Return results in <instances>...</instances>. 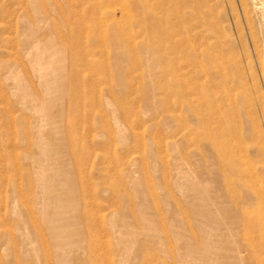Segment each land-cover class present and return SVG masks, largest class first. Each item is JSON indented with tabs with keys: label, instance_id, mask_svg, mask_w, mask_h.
I'll list each match as a JSON object with an SVG mask.
<instances>
[{
	"label": "rangeland",
	"instance_id": "rangeland-1",
	"mask_svg": "<svg viewBox=\"0 0 264 264\" xmlns=\"http://www.w3.org/2000/svg\"><path fill=\"white\" fill-rule=\"evenodd\" d=\"M169 1L0 0V264H264L261 5L202 0L219 87Z\"/></svg>",
	"mask_w": 264,
	"mask_h": 264
},
{
	"label": "bare ground",
	"instance_id": "bare-ground-1",
	"mask_svg": "<svg viewBox=\"0 0 264 264\" xmlns=\"http://www.w3.org/2000/svg\"><path fill=\"white\" fill-rule=\"evenodd\" d=\"M256 1L258 2V4L261 5L258 8L261 10L262 18L264 20V0H256ZM147 7L149 8V6ZM152 9L150 10V12H152L151 14L155 15ZM158 9H160L161 11H158L156 9V13L161 12V13H166V15L179 13L180 11L183 10L182 12L183 19L182 21L177 22V25L175 28V33L177 35H182L183 33L189 34L195 28H202L200 35H199L200 43L198 44L205 46L204 47L205 53H202V55H205V57L208 58L209 60L208 65L210 64L209 73L216 76L219 87H223V86L226 87L227 85H230L233 81H237V80L244 79V78L248 80V78L245 76L247 73H249L250 79L255 83V80H256L255 72L254 71L247 72V70L251 68V63H252V62L250 63L247 61L249 60V58L246 59L247 61V64H246L247 70H246V67L242 66L241 63L239 64V61L237 59H235L232 55H228L226 53V52H231L230 45L228 42L215 41L213 43H209L210 35L212 31L214 30L213 29L214 25L211 21L205 18V14L207 13L206 12L207 5L204 1L202 0H170L169 2H166L165 4L161 5ZM186 9H189V10L187 11ZM196 19H197V22L194 23L193 21ZM185 46L189 48V46H192V43L187 42ZM257 54L259 55V51ZM257 60L259 61L258 63H259V68L261 70V73L262 75H264V60L262 59L260 55L258 56ZM60 61L61 60H58V62ZM196 63H199V62H196ZM201 64L203 63L201 62ZM230 95H233V94L230 93ZM242 95L238 96L235 94V96H231V97H235V98L242 97L243 100L249 101L247 99V94L245 92H242Z\"/></svg>",
	"mask_w": 264,
	"mask_h": 264
}]
</instances>
